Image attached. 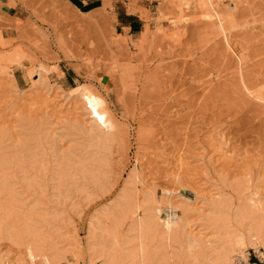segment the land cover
I'll return each instance as SVG.
<instances>
[{
    "label": "rangeland",
    "instance_id": "obj_1",
    "mask_svg": "<svg viewBox=\"0 0 264 264\" xmlns=\"http://www.w3.org/2000/svg\"><path fill=\"white\" fill-rule=\"evenodd\" d=\"M124 1L128 11L149 26L146 41L117 30L114 0H106V7L104 2L92 17L79 15V22L65 15V10L72 11L65 0H0V53L22 54L20 64L5 67L7 71L0 68V130L15 126L17 115L33 123L46 113L58 114V109L60 116H66L74 113L75 106L87 107L90 115H76L83 117L80 120L90 123L97 116L111 130V166L122 175L119 187L135 167H142L144 178L161 196L162 189L177 186L168 181L177 173V157L184 155L187 160L190 155H204L207 162L215 163L213 172L228 175L229 182L220 181L219 189L235 203L239 204L235 189L249 180V170L254 171L246 194L254 185L264 188V103L248 97L244 90L246 86L264 99V0H222L218 5L240 54L244 81L237 75L238 61L228 54L215 26L201 18L202 3L186 11L184 5L178 6L179 0ZM149 3L151 11L144 8ZM172 34L178 37L171 38ZM39 64L51 71L47 82L53 95L40 93L32 82L30 73ZM63 72L70 73L75 82L66 83ZM55 95L69 96L71 107L61 110L56 105L50 108L52 112L45 110L41 103L58 99ZM34 103L39 105L28 107ZM217 132L225 135L238 157L228 161L215 153ZM64 142L66 150L70 144ZM186 160L191 176L201 162ZM189 174L175 189L194 199L193 191L206 190L199 177L195 180ZM95 208L94 204L82 216L81 237ZM172 213L175 218L181 214L179 210ZM245 256L250 264H264L256 251L246 249Z\"/></svg>",
    "mask_w": 264,
    "mask_h": 264
},
{
    "label": "bare ground",
    "instance_id": "obj_2",
    "mask_svg": "<svg viewBox=\"0 0 264 264\" xmlns=\"http://www.w3.org/2000/svg\"><path fill=\"white\" fill-rule=\"evenodd\" d=\"M191 1L179 0L178 6L182 4V9L186 7L188 11L193 6L197 9L199 3L204 5L201 18L215 26L228 54L238 61L237 75L244 81L240 54L234 49L225 16L218 7L222 0ZM65 2L72 11L63 12L74 22H79V15L92 17L103 9L85 13L68 0ZM103 2L105 8L106 0ZM183 18L179 19L180 23ZM149 33L146 25L139 38L146 41ZM15 53H0V68L11 69L8 66L20 64L22 54ZM48 69L39 64L30 75L40 93L51 95L54 91L47 82L51 72ZM244 90L248 97L264 103V99L254 96L246 86ZM62 97L52 98L51 102L46 99L47 104H41L49 112L56 105L61 110L70 108L69 96ZM36 105L39 103L28 107ZM59 113H46L42 120L33 123L17 115L15 126L7 124L9 128L0 130V264H28L24 256L32 264H250L246 249L256 251L264 260V188L254 185L246 194L254 170H249V180L235 189L239 204L220 192V181L229 182L228 175L213 172L215 163L207 162L204 155L188 157L190 163L201 162L195 167L199 169H192L191 176L190 164L185 162L187 157H177V173L168 179L171 186H178L187 174L193 179L199 177L206 192L196 189L194 199L176 190L177 186L162 189L159 196V190L144 178L142 167H135L119 187L122 175L111 166V130H106L108 127L105 129L97 116L90 123L80 120L81 115H90L87 107L75 106L71 115ZM78 114L81 115L77 117ZM216 137L218 142L212 137L214 145L218 143L215 149L219 152L215 150V153L230 161L235 157L230 141L225 135ZM64 141L70 144L66 150H63ZM258 167L256 171L260 173ZM261 182L263 186L264 180ZM94 204L96 208L86 219L81 237L79 223ZM178 210L181 214L175 218L172 212ZM192 216H198V221L192 220Z\"/></svg>",
    "mask_w": 264,
    "mask_h": 264
},
{
    "label": "crops",
    "instance_id": "obj_3",
    "mask_svg": "<svg viewBox=\"0 0 264 264\" xmlns=\"http://www.w3.org/2000/svg\"><path fill=\"white\" fill-rule=\"evenodd\" d=\"M68 1L72 3L70 0ZM76 1L79 4H82L83 6L91 5L93 7L99 5V7L93 8L89 12L102 8L104 4L103 0H76ZM72 5L77 9H79L73 3ZM114 6H115L116 21H117L116 24L117 30L119 28L122 29L123 33H127V35L132 37L133 39L140 37L142 32L145 30L144 27L146 26L139 18V16L136 15L135 13L128 11L127 3L124 0H114ZM144 8L151 11V3L144 5ZM63 74L66 83L75 82V78L72 77L70 73L63 72Z\"/></svg>",
    "mask_w": 264,
    "mask_h": 264
},
{
    "label": "trees",
    "instance_id": "obj_4",
    "mask_svg": "<svg viewBox=\"0 0 264 264\" xmlns=\"http://www.w3.org/2000/svg\"><path fill=\"white\" fill-rule=\"evenodd\" d=\"M74 5H76L79 9H81L82 12H89L90 10H92L93 8H96V7H99L98 6H91V5H88V6H83L82 4H79L76 0H70Z\"/></svg>",
    "mask_w": 264,
    "mask_h": 264
}]
</instances>
